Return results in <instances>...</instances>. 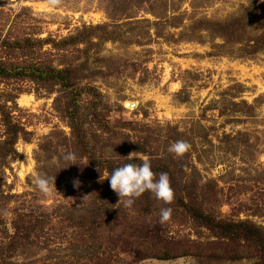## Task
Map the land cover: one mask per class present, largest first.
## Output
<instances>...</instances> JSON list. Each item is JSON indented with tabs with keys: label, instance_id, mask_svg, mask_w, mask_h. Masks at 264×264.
Returning <instances> with one entry per match:
<instances>
[{
	"label": "rangeland",
	"instance_id": "1",
	"mask_svg": "<svg viewBox=\"0 0 264 264\" xmlns=\"http://www.w3.org/2000/svg\"><path fill=\"white\" fill-rule=\"evenodd\" d=\"M203 19L231 22L199 30ZM97 25L90 41L61 49L0 44L12 66L71 67L81 91L0 78V104L20 127L0 158V222L9 235L19 227L20 244L3 251L0 226V264H264L258 245L219 236L179 204L264 229V0H0V37L12 41H60ZM177 140L188 144L179 156L168 151ZM87 144L116 162L169 165L171 202L145 191L118 203ZM37 177L52 178L51 195ZM161 208L171 209L164 223ZM158 251L178 256L145 258Z\"/></svg>",
	"mask_w": 264,
	"mask_h": 264
},
{
	"label": "trees",
	"instance_id": "2",
	"mask_svg": "<svg viewBox=\"0 0 264 264\" xmlns=\"http://www.w3.org/2000/svg\"><path fill=\"white\" fill-rule=\"evenodd\" d=\"M254 5V3L252 4ZM230 19L224 20V21H208V20H198L197 24H199L198 29L201 30L205 28V24L209 23L213 26L223 27ZM205 23V24H204ZM228 23V24H229ZM204 24V26L202 25ZM102 26L97 25L94 27L85 28L84 31L87 30V35L84 34V31L81 34L72 35L68 38L62 39L60 41H56L55 39L48 38V39H39L35 37H25L22 40H10L0 37V44L5 49L10 50H17L19 48L22 49H32L37 46H42L45 44H51L55 48H65L69 45H79L87 40L90 41V38L92 36V31L100 29ZM227 28H229L228 25H226ZM225 27V28H226ZM252 40V38H248L247 44L249 45V42ZM253 44L250 45L252 53L258 52L260 50V44L258 42V39H253ZM230 42L229 40H227ZM264 42V38L262 43ZM74 71L71 67H65V68H56L52 65L41 63H27L25 65L21 66H12L7 63H4L0 60V78L1 79H30L32 81H44L46 83H54V84H60L63 88L70 90L73 94L81 95V91H78V89L75 86V79H74ZM87 90H90L93 92V89L91 87H87ZM89 91V92H90ZM77 99L74 95L71 104L76 103ZM77 104H75L72 107V115L74 116V126L73 130H75V137L78 139L80 138V120L81 118L78 115V111L75 109ZM0 113L2 115V119L4 122V125L7 129V137L3 140L2 143H0V158H3L6 156L7 153L13 148V145L16 142L17 136L20 132V127L16 123L13 122L10 113L5 109V106L0 104ZM230 136V135H226ZM80 140V139H79ZM82 142V140H81ZM87 156H89L90 162L94 164L97 167H101V169L106 170L109 174L112 172V170L116 167L123 166L126 163H133L139 165L143 161H145L142 158L134 157L132 159H124V161L116 162L113 157H98L94 152L91 151V148L89 144H87ZM150 164V163H149ZM151 170L154 173V175H158L160 173H167V175L170 178H173L172 173L170 171L169 165H157V164H150ZM187 172V170H186ZM183 179L182 181H184ZM186 187V186H185ZM187 190V188H185ZM183 198V197H182ZM187 198H183L179 201L180 207L184 209L185 211L192 212L195 218L199 219L200 221L207 224V226L216 231L219 236L227 237V238H241L244 239L247 243L251 245H258L259 250H261L262 255L264 257V229L258 225H255L249 221H239V222H231V220H224V219H217L213 217L210 214H206L202 211H197L192 205L188 202ZM190 201V200H189ZM0 222V226L4 228V233L6 234L7 238H9V241L3 245V251L13 250L20 244V232L19 227L13 232L12 235H9L7 232V229L5 224ZM161 252V251H158ZM187 253H181L180 256L186 255ZM152 257L156 259H171L173 257H177L178 254L172 255L170 252H161V253H153L151 255H145V258ZM141 258V257H140ZM139 258V260H140ZM144 259V258H142Z\"/></svg>",
	"mask_w": 264,
	"mask_h": 264
},
{
	"label": "clouds",
	"instance_id": "3",
	"mask_svg": "<svg viewBox=\"0 0 264 264\" xmlns=\"http://www.w3.org/2000/svg\"><path fill=\"white\" fill-rule=\"evenodd\" d=\"M187 148L188 144L186 141L177 140L170 143L168 151L179 156ZM63 158L66 161H72L75 157L73 153L69 152ZM106 179L108 180L109 187L119 197L118 203L121 201V198H126L124 200L125 206H130L133 202L132 198L139 197L145 191L152 193L157 200L163 201L165 204L170 203L173 197L167 173H160L158 178H155L148 161H143L139 165L126 163L123 166L116 167ZM34 183L35 187L43 196L47 197L51 195L52 178L37 177ZM76 184H78V181L74 182V186ZM170 214V208H161L159 212L160 222H166Z\"/></svg>",
	"mask_w": 264,
	"mask_h": 264
}]
</instances>
